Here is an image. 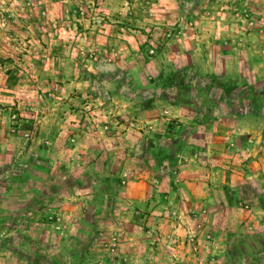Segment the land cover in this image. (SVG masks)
<instances>
[{"label": "rangeland", "instance_id": "obj_1", "mask_svg": "<svg viewBox=\"0 0 264 264\" xmlns=\"http://www.w3.org/2000/svg\"><path fill=\"white\" fill-rule=\"evenodd\" d=\"M195 136L264 159V0H0V264H249L255 202L174 205Z\"/></svg>", "mask_w": 264, "mask_h": 264}, {"label": "crops", "instance_id": "obj_2", "mask_svg": "<svg viewBox=\"0 0 264 264\" xmlns=\"http://www.w3.org/2000/svg\"><path fill=\"white\" fill-rule=\"evenodd\" d=\"M200 130L202 129L200 128L199 131ZM200 146H202V148H200ZM188 147H191L192 149L189 151L187 150ZM212 147L213 142H211L210 139L206 140L201 136H195L191 144L184 146L183 154L180 155V158L177 161L180 164L177 165L176 178L181 184H188L186 187L183 185L182 188L183 191L188 192V198L185 200L179 197L181 186L178 185L176 190L178 197L176 198L174 205L177 207L187 205L192 208H205V206H208V203H206L207 200H209V202L222 205V201H216L214 194L218 192V189H222V193L225 194L226 188L228 190L234 188L235 192L241 193L240 199L244 198L248 201L255 202L254 207L264 211V201L260 198L263 194L260 187V181H264V159L258 158L259 160L251 161L250 164H248V167H253L255 164L258 168L263 169L261 171H258L257 168V172L253 170H248L246 172L239 171L231 175L225 169L226 164L223 161H216L215 157L213 158L214 155L216 156V151ZM187 160L192 165L188 166L186 163ZM154 166L156 169L154 167L153 172L157 170L158 161H154ZM199 179L206 181L207 186L203 195L201 194L200 187L198 186V183H200L198 182ZM188 180H190V182ZM230 180H235V187L230 185ZM250 188L256 192V196H254L256 198L250 196ZM182 197L185 198L184 195ZM241 202H244V200L240 201V203ZM160 226H165L164 219H162ZM209 250L211 251L212 248ZM168 253L169 251H164L165 256L167 258H171L172 252ZM244 253L249 254L252 259L248 262L249 264H264V248L258 252L246 251Z\"/></svg>", "mask_w": 264, "mask_h": 264}]
</instances>
